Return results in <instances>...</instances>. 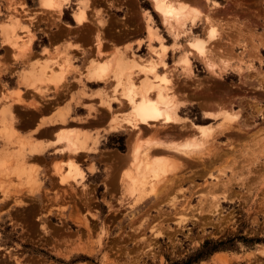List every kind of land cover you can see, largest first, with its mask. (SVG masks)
Instances as JSON below:
<instances>
[{
    "label": "rangeland",
    "instance_id": "374dc122",
    "mask_svg": "<svg viewBox=\"0 0 264 264\" xmlns=\"http://www.w3.org/2000/svg\"><path fill=\"white\" fill-rule=\"evenodd\" d=\"M39 1L44 12H39L43 10L37 7V0H0L4 44L11 48L2 27L15 17L21 23L16 33L23 41L35 38L37 28L45 34L51 28L65 27L64 23L72 22L70 12L75 21L79 11L90 7L89 0H62L63 10L57 12ZM185 1L198 6L201 14L194 25L188 22L185 26L179 48L171 47V32L154 12L151 1L138 0L143 9H148L145 11H150H143L146 32L142 26L143 40L137 42H145L142 49L134 52L127 46L124 51H105L106 46H102L97 50L95 44L97 38L102 40V34L96 36L92 48L80 49L67 43L50 52L45 49L41 58H46L44 64L49 65L47 76L53 77L20 92L19 103L13 98H0V153L11 157L10 164L24 161L26 167L36 170L32 180L14 173L0 177V188L4 186L0 191V264H185L205 240L223 242L226 249L190 264H264V0ZM99 12L96 21L86 23L90 28L103 26ZM150 13L154 20L147 19ZM212 24L217 40L212 44L214 49L211 47L215 53L210 50L215 61L218 51V58H224L216 61L220 71L216 66L212 71L195 54H189L190 65L177 61L187 50L186 40L191 35L187 31L204 37ZM148 25L164 37L165 53H161L160 43L150 42ZM153 46L157 49L154 54ZM117 50L123 56L134 54L145 60L161 56L165 68L160 64L157 71L171 73L168 75L176 85L177 98L184 101L180 115L186 122L218 127L200 150L189 151L190 156L183 154L162 181L146 186L147 196L138 203L135 196H127L118 181L128 168L129 145L136 137L126 124L120 131L109 129L111 118L120 122L127 112L125 106L117 104L120 92L114 86L116 81L109 78L102 84H92L85 75L91 61L105 60ZM29 53L0 55V76L7 72L16 85V70L25 65ZM60 73L64 77L58 81L54 76ZM6 88L5 81L0 80V93ZM108 103L112 105L110 111ZM33 105L38 110L48 105L38 112L44 116L39 123H45L47 133L30 130L22 134V125L14 123L12 112H35L26 107ZM220 108L236 113L235 119H204V111ZM64 113L68 115L65 121L61 116ZM62 129L76 131L86 140L80 157L61 150L56 138ZM178 129L174 134L169 129L166 135L172 134L169 138L174 141L189 140L186 137L192 131ZM142 133L136 134L135 140L146 141L156 135ZM29 142L38 149L30 152ZM39 150H48L39 157L43 162L27 157ZM54 167L60 168V174H52ZM69 169L71 173L66 172ZM184 216L186 220L180 221Z\"/></svg>",
    "mask_w": 264,
    "mask_h": 264
},
{
    "label": "bare ground",
    "instance_id": "6f19581e",
    "mask_svg": "<svg viewBox=\"0 0 264 264\" xmlns=\"http://www.w3.org/2000/svg\"><path fill=\"white\" fill-rule=\"evenodd\" d=\"M150 1L154 12L157 14L159 19L162 20L163 25H165V27H167L171 32L172 40H173L171 47L179 48L181 46L180 43L181 33H183L182 35L186 34L185 26L187 25L188 22H190L191 25H194L196 23L197 18L201 14V11L199 10V8H197L198 6L195 7L193 5H190L191 3L189 4V2L185 0H150ZM205 1L211 2L213 0H205ZM42 2L45 6L54 9L53 11L61 12L62 10V4H63L62 0H42ZM213 3L216 2L213 1ZM79 12L80 13L77 14L76 21L81 23L84 21L86 17L85 9ZM202 14L205 13L202 12ZM15 18L16 19L7 23L6 26L2 27V32H4L7 35V39L5 40H7V42L10 44L11 49L12 48L14 49L13 50L14 53L18 52L24 55L27 51L30 50L32 38H29L28 40L24 39L23 41H20L18 39L16 28L20 26L21 23L17 17ZM147 19L153 20L150 14L148 15ZM206 19L208 18L206 17ZM179 29H182V32H179ZM147 31L150 42L157 41L158 43H160L161 51H162L160 52L165 53L167 46L163 43L164 37L157 30H155L154 27L150 25H148ZM187 32L191 34L190 36L187 37L186 40L187 50L179 56L177 61L185 62L187 64L189 63L188 65H190L189 54H195L199 58L204 60L205 65L210 67L212 70V68L217 65L216 61L218 59L220 60L223 58L222 56H220L221 58H218L220 53L219 51L218 53H216L217 54L216 61L212 56V53L213 52L215 53V51L212 50L214 49L215 46H213L212 44L215 40H217V29L213 26V24L208 26L204 37L194 35L193 31L190 29ZM214 44L216 45V42ZM95 46H96L95 49L100 50L101 47L103 46L102 40H98L97 38V42ZM211 47L213 48L211 49ZM210 49L212 50V53ZM151 50H153L151 52L152 54H154L153 52H156L157 49L155 50L153 46ZM223 61L224 62L226 61L227 63V60H223ZM160 64H162L161 66H164L166 64L165 62H163L161 56L157 57V59L151 58L145 60L142 59V57L134 54H130L128 57L123 56L122 52H119L117 50L114 51L113 54L105 60L91 61L88 65L87 73H85V75H87L88 81L92 84H102L106 82L109 78H113V80L116 81L115 85L114 84L113 85L117 89H119L118 91L120 92V95L118 94V92L116 93L119 95V97L116 96L117 104L119 106H125V108H127V112L123 118H120V122H118L119 121L118 118L110 119L111 123L109 129L111 131H118V130L120 131V129L125 126L124 124H126L128 130L131 131V133H133L134 137L136 138H137L136 134L139 135L142 132H146V134H148L149 132L147 133V131H152L151 133L156 134L154 136L151 135V133H149L151 135V139L150 137H147L146 141L145 139L144 140L142 139L145 142L135 140L136 138L134 139V141L132 140L133 138L131 139L133 143L131 142V145H129V150H128L129 156L127 157L129 159V160L127 159L128 168H126L127 170H125L123 175H120L118 180L119 185L121 184L122 189L125 190L127 196H131V197L135 196L137 203L140 202L139 200L144 199L147 196V194L145 193L146 191L145 189L147 188L146 186H152V182L155 181L156 183V181H159L162 177L166 176L171 171L172 168H175L173 166L175 165V162L179 159V157L180 158L182 157L183 159L184 157L183 154L190 156L187 154L189 151H194L196 149L200 150L206 138L212 136L211 133L213 132L214 128L215 129L218 128L210 124L207 125L197 124L192 121L191 122L187 121L188 122L187 124L186 119L180 115V106L181 104L184 103V101L182 103V101H180L177 98V94H176L177 89H175L176 85L172 82L171 76L168 75L170 72L167 73L166 71H163L159 73L157 71V68L160 66ZM220 65L221 64L219 63L218 66ZM48 66H49L48 64H44L43 62V65L37 64V66L33 67L31 70L25 71L22 74V81L25 84V86H29L32 84L35 85L38 84L36 82L45 81L47 77H53L51 75L47 76L48 74L46 72V68H48ZM59 66H61V64H59ZM163 68H165V66ZM216 68L218 69L217 66ZM218 70L220 71V68ZM139 75H140V78L138 79L139 81L136 82L135 78ZM63 77L64 74L62 73L55 74L54 76V78L58 81H60L61 78ZM20 96L21 95L19 91L9 90L8 92H5V94H3L1 98L2 99L13 98L16 103H19L21 100ZM111 106H112L111 103L107 104L106 108L108 111L111 110ZM34 107L37 106L33 105V107L31 108ZM227 110L220 108L217 109L216 111L213 110L204 111L203 116L204 119L213 120L215 118L221 117L225 120H229L232 122L237 114L234 113L233 111L230 112ZM90 111L91 109L89 110V112ZM66 114L65 113L61 114L63 121H65L66 117L68 116V115L66 116ZM11 116L13 120L16 119L13 116V114ZM223 119L222 121L224 122ZM2 127H6V125L5 126L2 125ZM173 128L175 130L176 128L177 129L179 128L178 130L180 131L178 132H181V130L184 131L186 130L187 132L192 131L190 132L192 134L188 135L190 138L186 137L189 140L174 141L173 139L169 138V136L171 137V135L174 134V132H177V131L173 132L174 130ZM169 129H172L173 133L168 136L166 134H170L171 130ZM131 137L132 136H130V138ZM186 138L184 137V139ZM208 140L214 141L212 139H208ZM56 142L61 144V150L63 152L65 151V153H67L68 155L77 158L80 157L82 155L81 153L84 152L83 149H85L86 140L82 139L79 136V133L76 131L63 130L59 132L56 138ZM28 145L29 147L31 146L32 148L31 150L29 149L30 152H33L36 149H38V148H34L36 145L34 144L31 145V142H29ZM36 152L40 153L41 150ZM10 159L11 157H7L6 153H0V177L8 178L10 177L11 174L14 173L17 177L26 176L29 177L30 180L33 179L36 170L26 167L24 161L23 163L19 162L15 164H13L14 162L12 161V163L10 164L8 163V160ZM69 167H73V164L69 163ZM66 172L71 173V170L69 169ZM52 174L55 176L60 174V168L54 167L52 169ZM63 180L64 178H61V181ZM1 188H4V186ZM16 202L19 203L18 205H20L21 203L18 200L17 201L15 200V203ZM213 206L216 208L218 204H215ZM199 213H201V211ZM184 220H186L185 216L184 218L182 217L180 221H184Z\"/></svg>",
    "mask_w": 264,
    "mask_h": 264
},
{
    "label": "crops",
    "instance_id": "0c3cea01",
    "mask_svg": "<svg viewBox=\"0 0 264 264\" xmlns=\"http://www.w3.org/2000/svg\"><path fill=\"white\" fill-rule=\"evenodd\" d=\"M38 1L39 0H37L38 3L37 7L43 10L39 12H44L46 9L42 8L39 5L40 1L39 2ZM111 2L113 3V6H110ZM89 3H90V7L88 6L89 7L87 8L88 10L87 9L85 10L86 19L81 23L79 22L77 23L76 20L74 21L73 19L74 14L72 17V12H70L69 15L73 23L72 22L64 23L65 27H61V29L59 30L51 28L49 31H47L44 34V33H40L37 28V30L34 33L35 38L32 39L30 46L31 52L30 50L27 52V53L30 52L28 55V61L25 63L23 67H21L22 69L18 68L16 70V72L19 71L18 76L16 75L17 76L16 85H14L13 83L14 80L12 79V77L9 78V74L7 72L0 76V80L5 81L7 85L6 91L0 93V98L2 94H5V92H8L9 90L19 91L21 93L25 92V90L28 91L32 90L33 87H31L30 85L25 86V84L23 83L22 74L25 71H29L30 69H32V67H36L37 60L41 61L38 62L39 65H42L43 62H45L46 58L44 59L41 58L42 55H45L43 53V50L45 51V49H48L50 52L55 47L62 48L66 46L67 43H71L74 46L78 45L80 46V49L92 48L96 42L95 41L96 36L97 35L101 36V34L103 36V37L101 36L103 40V46H106L107 48L105 51H112L114 48H119L120 50L124 51L125 47L130 46L131 49L135 52V51H139L140 48L142 49V47H144L143 45H145V42H141L140 45H138L137 42L143 40V38H141L142 26L145 31L143 11L148 9H143L141 5L138 3V0H89ZM98 10H100V12ZM77 11H78V7L74 13H76ZM97 12L100 13V17L103 20V26L101 27L92 26L90 28L89 25H87L86 23L90 22L88 20L96 21L98 19L96 17ZM145 12L149 13L150 11L149 12L145 11ZM150 15L152 16L151 13ZM88 17H90V19ZM152 19L154 20L153 16ZM24 25L29 27V24L24 23ZM86 28L88 29V31H86L87 34H85L86 32L81 34L80 31ZM3 37L4 36L0 35V55L8 56L9 54L13 56L14 54L13 50L8 45L3 43ZM27 53L24 56H26ZM20 72L22 74H20ZM52 97L53 96H50V98ZM16 105H21V104H16ZM47 106L48 105H45L39 110L37 108L38 106L34 108H31L30 106H26L28 109L35 110V112H26L23 108H21L23 109V111L21 112L20 115L18 112L17 113L15 111L12 112L14 117L16 118L14 120V123L16 122V126L22 125L21 128H19L20 133L26 134L30 130H33L34 133L37 132L47 133L49 129L47 128L45 123L43 125L42 122L39 123L40 119L43 118L44 116L40 117L38 115V112L41 111L43 108H46ZM18 110L19 109H17L16 111ZM31 123L33 125L32 128H31ZM16 130H18V128H16ZM37 142H41V140H38ZM47 142H42V143H47ZM53 148L54 147H52V150ZM47 151L48 150L44 151L43 153L30 154L31 156H27V157L36 158L37 161L43 162L44 158H39V157L42 154H45Z\"/></svg>",
    "mask_w": 264,
    "mask_h": 264
},
{
    "label": "trees",
    "instance_id": "16d2710c",
    "mask_svg": "<svg viewBox=\"0 0 264 264\" xmlns=\"http://www.w3.org/2000/svg\"><path fill=\"white\" fill-rule=\"evenodd\" d=\"M261 241L264 242V239H262ZM223 249H226V247L223 245V242H210L205 240L196 250V252L190 257H188L187 260H185V264L196 262L197 260H201L210 255L211 253H214L215 251Z\"/></svg>",
    "mask_w": 264,
    "mask_h": 264
}]
</instances>
